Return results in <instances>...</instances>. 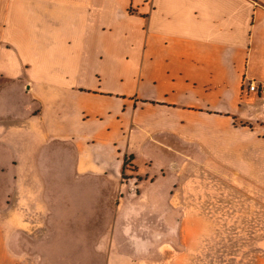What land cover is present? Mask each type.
Instances as JSON below:
<instances>
[{"label":"crops","instance_id":"obj_1","mask_svg":"<svg viewBox=\"0 0 264 264\" xmlns=\"http://www.w3.org/2000/svg\"><path fill=\"white\" fill-rule=\"evenodd\" d=\"M252 81L264 87V0H0V264H264ZM205 126L211 170L141 154L159 162L142 174L130 144L116 152ZM222 126L234 138L215 140ZM72 203L96 210L95 233H58Z\"/></svg>","mask_w":264,"mask_h":264},{"label":"rangeland","instance_id":"obj_2","mask_svg":"<svg viewBox=\"0 0 264 264\" xmlns=\"http://www.w3.org/2000/svg\"><path fill=\"white\" fill-rule=\"evenodd\" d=\"M143 123L142 120H139L137 118V121L134 125L133 128H131V133H134L132 137L138 135L139 131H142L143 129L139 127ZM215 133L212 134L214 136L215 140H224L229 137L231 134L232 137L234 138L235 133L232 131L230 132V129L224 128H216L214 129ZM100 131V130H99ZM180 133L184 131L185 136H190L194 138V140H185L181 139L179 136H170L169 134H163L162 136L158 137L161 140L155 141V140H122L120 144H116L117 147H119L116 152H119L121 155H124L128 152L127 146L130 144V151H133V154L135 155H140L138 158V161L135 163L133 162L132 164L138 168V171L142 173L143 171H149L152 168H158V160L157 162H153L152 160H145L141 158V154L143 155H149L151 158H154L155 160L162 157L165 158L166 161H168L170 158H178L176 154L182 153L186 155L188 158H195L194 164L196 162H200V165L205 167L206 169L211 170V166L214 164V159L210 155L211 152L208 151V146L207 142L202 143L204 140H206V137L208 136L209 133H211V129L208 130V128L202 127L199 129H194L193 133H190V130L186 129H180ZM190 131V132H189ZM129 137V136H128ZM127 137V138H128ZM131 137V136H130ZM213 139V138H212ZM211 139V140H212ZM200 140V142H199ZM236 140V138H235ZM135 141V143H134ZM134 143L135 145L131 146V144ZM205 146H204V145ZM115 150V149H114ZM149 157V158H150ZM148 163V164H147ZM152 164V165H151ZM150 165V166H149ZM152 166V168H151ZM209 166V167H208ZM167 171V177L173 178V175L168 169ZM213 171V170H212ZM143 174V173H142ZM240 182L239 177H233V180L231 181L232 186L236 190H243L247 186L246 182ZM242 184V185H241ZM167 188V194L170 192ZM94 211L96 210H91L87 209L84 210V208H79L76 204L72 203L71 205L69 204L67 207H62L59 210V213L61 215V219H59L58 223H56V229L58 233H66V235L70 236L71 238L77 237V235L80 234H92L95 233L96 227L91 225V221L93 216H94ZM170 211V210H169ZM170 213V212H169ZM170 220V217H169ZM236 227L237 231L239 229V226H234ZM41 231L40 232H48L46 230V226H41ZM71 242V241H70ZM87 248L90 250V246L93 248L94 247V241H88L87 242ZM81 246L83 247L82 253H85V247L83 246L82 243H80ZM92 244V245H90ZM76 249H79L78 246ZM71 252L75 250L71 249ZM68 254V252H67ZM212 260V264H230L231 258H225L224 256H212L210 257ZM254 258L255 257H248V258H235V262L233 264H254ZM106 264V262H104ZM200 264H208V256H203L201 257Z\"/></svg>","mask_w":264,"mask_h":264},{"label":"built area","instance_id":"obj_3","mask_svg":"<svg viewBox=\"0 0 264 264\" xmlns=\"http://www.w3.org/2000/svg\"><path fill=\"white\" fill-rule=\"evenodd\" d=\"M249 91L252 93H257V92L261 91L262 93H264V87L259 86L257 84V82L252 81L249 83Z\"/></svg>","mask_w":264,"mask_h":264}]
</instances>
